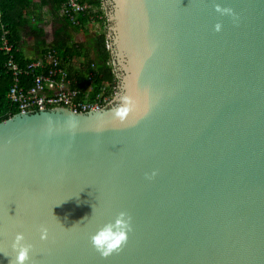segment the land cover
<instances>
[{"label":"water","instance_id":"95a60500","mask_svg":"<svg viewBox=\"0 0 264 264\" xmlns=\"http://www.w3.org/2000/svg\"><path fill=\"white\" fill-rule=\"evenodd\" d=\"M103 3L113 103L0 123V264H264V0Z\"/></svg>","mask_w":264,"mask_h":264},{"label":"built area","instance_id":"2783aa9c","mask_svg":"<svg viewBox=\"0 0 264 264\" xmlns=\"http://www.w3.org/2000/svg\"><path fill=\"white\" fill-rule=\"evenodd\" d=\"M82 1L65 0L60 15L67 18L73 25H79L78 17L90 10V6ZM102 4L100 11L104 12L105 16L99 17L101 21L95 22L93 15H89V20L94 26L99 25L106 32L108 39L107 30L110 23L104 3ZM1 28L0 51L8 56L6 67L12 76V86L8 97L10 102L19 109V112L66 109L75 113H88L107 108L115 100L119 88L117 82L110 87L107 86L104 89V95L98 94L94 100L89 99V95L94 91L93 78L96 75L94 72L89 75L90 81L85 91L80 88H72L73 81L75 85L77 82L70 79L67 68L55 49H49L43 57L32 61L25 67L20 66L15 61L14 46L8 38L9 32L4 25ZM108 47L110 46L108 45ZM23 76H32L33 84L30 88H25L22 85Z\"/></svg>","mask_w":264,"mask_h":264},{"label":"trees","instance_id":"16d2710c","mask_svg":"<svg viewBox=\"0 0 264 264\" xmlns=\"http://www.w3.org/2000/svg\"><path fill=\"white\" fill-rule=\"evenodd\" d=\"M19 1L21 0H0V36L2 34L1 26L4 25L9 32L8 38L14 46L15 61L20 66L25 67L32 61L43 57L49 49H55L59 53L64 64L66 61L70 63L78 61L80 63V67L75 70V74H72L70 70L67 69V71L69 70L70 79L77 82V85H75L73 81V85H71L72 88H80L85 91L89 85L90 73L94 72L96 74L93 78L94 91L89 95L90 100H94L98 94L104 95V89L107 88V86L110 87L115 82L118 84V79L112 65L106 32L92 35L87 47H84L83 44L72 42L71 38L63 44L55 43L53 45H47L45 41H39L37 44L39 49L36 57L32 59L25 58L19 52L17 44L19 41L17 32L19 25H21L22 16L20 14L16 15V5L14 3ZM64 1L65 0H54V9L59 11ZM82 2L87 3L90 6V10L78 17L80 22L79 25H73L67 18L62 17L63 26L60 29L61 31L67 27H71L76 32H83L85 27L91 31L90 26L92 23L89 20V15L94 16L95 22L101 21L99 19L100 16H105V13L100 11L103 0H83ZM84 32H86V30ZM37 33H39L40 36L44 35L41 30H38ZM7 61L8 56L0 51V123L19 113V109L10 102L8 97L9 90L12 86V76L6 67ZM32 84V76L22 77V85L25 88H30ZM81 98H83V96H81Z\"/></svg>","mask_w":264,"mask_h":264},{"label":"crops","instance_id":"0c3cea01","mask_svg":"<svg viewBox=\"0 0 264 264\" xmlns=\"http://www.w3.org/2000/svg\"><path fill=\"white\" fill-rule=\"evenodd\" d=\"M54 0H21L15 2L16 15H21V25L17 32L19 38L18 50L25 58H35L38 53L37 44L39 41H45L47 45L55 43H65L70 38L74 43L83 44L87 47L92 37V32L85 27L86 32H76L71 27H67L61 31L63 19L60 15V10L56 11L53 7ZM36 29V30H35ZM38 30H41L44 35L40 36ZM91 32V33H90ZM71 42V43H72ZM70 43V44H71ZM67 69L72 74L80 67L78 61L65 63ZM68 70V71H69Z\"/></svg>","mask_w":264,"mask_h":264},{"label":"clouds","instance_id":"9594fccd","mask_svg":"<svg viewBox=\"0 0 264 264\" xmlns=\"http://www.w3.org/2000/svg\"><path fill=\"white\" fill-rule=\"evenodd\" d=\"M127 231H130V226L125 218V213L121 212L114 223L106 224L99 229L91 237V241L102 256H107L126 240ZM22 241L23 234L17 233L13 241V247L19 248L17 255L18 264H23L30 249V245L24 244Z\"/></svg>","mask_w":264,"mask_h":264},{"label":"rangeland","instance_id":"374dc122","mask_svg":"<svg viewBox=\"0 0 264 264\" xmlns=\"http://www.w3.org/2000/svg\"><path fill=\"white\" fill-rule=\"evenodd\" d=\"M90 28H91L92 35H96V34L98 35L99 33L104 32V30L101 29L99 27V25L94 26L93 24H91ZM107 32H108V30H107Z\"/></svg>","mask_w":264,"mask_h":264}]
</instances>
